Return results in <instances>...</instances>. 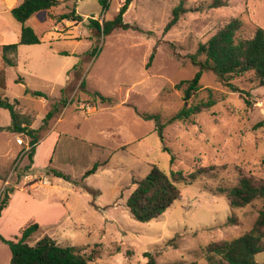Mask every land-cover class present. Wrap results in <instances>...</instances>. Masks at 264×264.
<instances>
[{
  "label": "rangeland",
  "instance_id": "374dc122",
  "mask_svg": "<svg viewBox=\"0 0 264 264\" xmlns=\"http://www.w3.org/2000/svg\"><path fill=\"white\" fill-rule=\"evenodd\" d=\"M213 1L133 0L123 15L126 26L99 36L88 18L100 24L113 19L123 0H107L106 10L99 0H65L53 14L39 12L35 32L40 42L19 44L16 65L0 72V95L17 100L19 111L33 117L31 126L41 142L31 164L30 137L0 130V193L14 187L0 217L1 236L13 240L35 221L39 227L30 244L49 235L61 246H74L88 264H143L144 252L153 253L157 264H215L217 258L209 259L205 246L231 240L252 226L262 202L232 208L226 190L242 175L264 178V86L244 74L231 80L239 89L232 91L214 72L203 70L201 89L187 104L207 99L209 89L216 103L167 123L184 104L175 84L200 69L189 58L199 43L232 18L243 22L237 33L241 38L252 36L256 26L264 28V0H220L222 5L211 7ZM179 3L186 12L165 31ZM73 7L82 22L56 18ZM1 30L19 34L21 24L0 11L3 44ZM82 81L88 92L98 91L110 101L92 102L79 86ZM61 98L67 104L43 125ZM141 112L159 114L163 138L154 120L142 118ZM9 122V112L0 108V125ZM94 164L95 172L86 174ZM152 165L167 173L206 171L191 183H180V197L160 216L140 222L126 200L134 181ZM53 171L70 179L51 178ZM43 176L50 184L41 183ZM10 255L0 240V264H10ZM256 260L264 264V252Z\"/></svg>",
  "mask_w": 264,
  "mask_h": 264
},
{
  "label": "trees",
  "instance_id": "16d2710c",
  "mask_svg": "<svg viewBox=\"0 0 264 264\" xmlns=\"http://www.w3.org/2000/svg\"><path fill=\"white\" fill-rule=\"evenodd\" d=\"M133 0H123L116 15L111 20L102 24L97 19L88 18L90 28L96 32L95 36L110 32L115 27H125L123 15ZM60 0H22L18 5L10 9V14L21 24V30L17 42L0 44L1 57L5 66L16 65V51L19 44H36L40 42L39 36L34 29L26 25V21L36 12L56 8ZM102 10L108 7L107 0H99ZM222 1L216 0L211 3V7L222 5ZM186 12L183 3H179L172 9L170 20L165 26V31L172 28L179 20L180 16ZM59 20L67 19L73 22H82L83 16L78 14L75 7L68 12L58 15ZM242 20L232 18L224 26L218 29L205 42L199 43L196 50L189 55L193 64L200 69L191 79H183L175 84L176 88H181L184 104L168 119L167 123L172 124L184 121L189 117L198 114L213 106L216 101L209 89L207 99H201L192 104H187L188 100L201 89L200 78L203 70H211L224 82L232 91L239 90L231 80L236 76L252 74L253 81L258 86H264V28L256 26L252 36L241 38L237 33L242 28ZM90 50H95L92 45ZM150 62H148V65ZM84 82L80 87L85 92ZM34 96H43L39 91H30ZM92 102L99 99L101 102L110 101L109 97L101 95L98 91L88 92ZM248 95V94H247ZM248 97L245 98L247 101ZM65 98H61L58 104L50 110L43 118V125H48V121L59 107L67 104ZM18 101H10L7 97L0 95V108L9 112L10 122L6 129L12 133L25 134L30 137L29 151L27 158L29 163H33L36 146L39 144L38 130L33 128V117L26 112H21L17 108ZM139 115L144 119H153L155 131L163 138L164 124L160 120L159 114H149L141 112ZM165 150L167 147L163 146ZM174 157H171V164ZM98 164L86 172H95ZM206 171V167L197 168L185 175L182 170H173L167 173L157 165H152L149 172L142 179L134 181L135 188L126 200V206L131 216L140 221L147 222L160 216L172 203L180 197V183H191ZM55 175L67 180L68 175L53 171ZM20 175H18L19 177ZM14 187H4L0 193V217L2 211L8 206L10 194ZM229 205L232 208H242L252 202L259 200L262 202L257 217L252 226L231 240L213 241L205 246L208 258H217L215 264H260L256 257L264 252V178L256 177L252 174L242 175L237 184L226 190ZM37 222H29L20 228L19 236L13 240L6 239L0 235V240L10 249V264H88L87 259L80 254L74 246H61L49 235H43L33 244L28 242L29 237L38 229ZM146 262L143 264H157L155 255L151 252H144ZM167 264H184L174 262ZM185 264H197L188 262Z\"/></svg>",
  "mask_w": 264,
  "mask_h": 264
},
{
  "label": "crops",
  "instance_id": "0c3cea01",
  "mask_svg": "<svg viewBox=\"0 0 264 264\" xmlns=\"http://www.w3.org/2000/svg\"><path fill=\"white\" fill-rule=\"evenodd\" d=\"M22 0H0V11H4V12H10V9L11 8H13V7H15L16 5H18L20 2H21ZM60 1H65V0H60ZM57 8V7H56ZM56 8H51V9H49V10H47V11H49L48 13H49V15L50 14H53L54 13V11H56L57 9ZM39 12H41V11H39ZM39 12H36L34 15H32L27 21H26V25H29V26H31L33 29H34V31H35V28H36V26H39L40 25V21H39V19H38V17H37V15L39 14ZM2 31V30H1ZM3 32V35H4V37L6 38V40H4V41H6L5 43H13V42H17L18 41V38H19V34H16V33H14V32H7V30H3L2 31ZM3 66H5L4 65V63H3V60H2V57H1V50H0V72H2V70H3ZM5 67H8V66H5ZM11 67V66H10ZM89 109H91V107H88ZM92 109L94 110L95 108L94 107H92ZM61 118H57V120H56V122L57 121H59ZM55 124V123H54ZM8 124H5L4 126H2V125H0L1 127H6ZM53 127H54V125H53ZM53 129V128H52ZM14 134H16V133H14ZM58 138V134L56 133L55 134V138H54V140L56 141V139ZM17 139H20L21 140V138H17ZM42 141V140H41ZM55 141H53V143H52V145L53 146H55V144L57 143V142H55ZM41 143V142H40ZM40 143L36 146V150H35V154H34V161H35V156H36V152H37V150H38V147H39V145H40ZM34 166H35V162H34ZM35 168H37V167H35ZM38 169V168H37ZM51 178H55V174L54 173H52V177ZM9 182V180H4V183H8ZM35 186H37V184L35 185ZM34 185H32L31 187H35ZM31 187H28V188H31ZM44 201H42L41 203H43ZM1 219V218H0Z\"/></svg>",
  "mask_w": 264,
  "mask_h": 264
},
{
  "label": "built area",
  "instance_id": "2783aa9c",
  "mask_svg": "<svg viewBox=\"0 0 264 264\" xmlns=\"http://www.w3.org/2000/svg\"><path fill=\"white\" fill-rule=\"evenodd\" d=\"M17 143H22V140L17 139ZM41 183H43V184H50V180L48 179L47 176H43L42 177V180H41Z\"/></svg>",
  "mask_w": 264,
  "mask_h": 264
}]
</instances>
